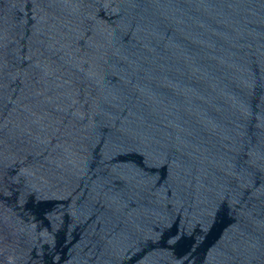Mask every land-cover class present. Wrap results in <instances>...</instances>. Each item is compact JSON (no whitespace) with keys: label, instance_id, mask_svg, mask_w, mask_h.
Masks as SVG:
<instances>
[{"label":"water","instance_id":"water-1","mask_svg":"<svg viewBox=\"0 0 264 264\" xmlns=\"http://www.w3.org/2000/svg\"><path fill=\"white\" fill-rule=\"evenodd\" d=\"M0 114L28 264H264V0H0Z\"/></svg>","mask_w":264,"mask_h":264}]
</instances>
